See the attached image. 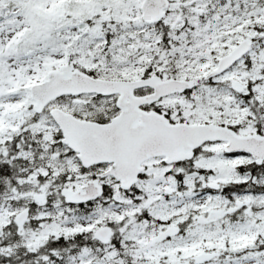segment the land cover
<instances>
[{"label":"snow or ice","instance_id":"1","mask_svg":"<svg viewBox=\"0 0 264 264\" xmlns=\"http://www.w3.org/2000/svg\"><path fill=\"white\" fill-rule=\"evenodd\" d=\"M0 264H264V0H0Z\"/></svg>","mask_w":264,"mask_h":264}]
</instances>
